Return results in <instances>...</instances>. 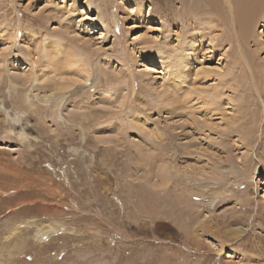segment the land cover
Wrapping results in <instances>:
<instances>
[{
    "label": "rangeland",
    "instance_id": "1",
    "mask_svg": "<svg viewBox=\"0 0 264 264\" xmlns=\"http://www.w3.org/2000/svg\"><path fill=\"white\" fill-rule=\"evenodd\" d=\"M183 1L0 0V264H264V8Z\"/></svg>",
    "mask_w": 264,
    "mask_h": 264
},
{
    "label": "bare ground",
    "instance_id": "2",
    "mask_svg": "<svg viewBox=\"0 0 264 264\" xmlns=\"http://www.w3.org/2000/svg\"><path fill=\"white\" fill-rule=\"evenodd\" d=\"M181 1H183V0H181ZM195 2H198V0H194V1L192 0L191 1V4H192L191 7H193L191 9L192 13L194 15H197L198 12L202 11V9L203 10L205 9L207 11H210L211 13H214L215 15L212 14L213 16L211 18V22L213 24H215L216 28L224 27L226 29V31H228V33L230 35V39L232 40V42H234L236 44V47L239 48L240 54L244 60L246 58V54H244L242 48H243V45L246 43H243V42H248L250 40L251 33L254 29V20L256 19L259 11L264 8V0H203V2H204V6L202 5L203 8H200ZM218 21H219V23H218ZM102 30L107 31L106 28L102 29ZM249 33H250V35H249ZM240 41L242 42V44H239ZM52 46H53V44L49 45L47 47L49 54L51 52H53V50H54V48H52ZM185 50L188 51V49H185ZM45 51L47 52V50H45ZM56 51L59 52V49H56ZM46 55H48V54H46ZM69 56H71V55H69ZM188 59H189V57L187 56L186 60H188ZM185 63H188V61H186ZM75 64H76V62H75ZM246 67L250 71V66L248 63H246ZM165 69H168L166 64H165ZM182 69L183 68H181V66H180V69L177 70V77H174L173 80H177V79L182 78V75H181L182 73L180 72V71H182ZM201 69H200V71H201ZM205 70L207 71L208 69H205ZM83 72H84V70H83ZM202 72H205L204 68H203ZM206 74H208V72ZM210 74H212V73H210ZM201 75H203V74H201ZM82 76L84 77L83 73H82ZM204 76L206 77L207 75H204ZM210 76L213 77L212 75H210ZM212 88H213V90L211 91V89H210V91H211L210 94L214 95V92L216 93L218 90H216L213 87V85H212ZM177 91H179V90H177ZM200 91L204 93L205 90H200ZM208 97H209V95H208ZM202 98L203 97H201V99ZM213 98H215V97H213ZM213 98L211 97V99H213ZM212 102H215V101H212ZM207 103L208 102H205V104H207ZM263 197H264V194H263ZM56 231H59V230H57L56 225H48V226H45L42 228H38L36 230V238L38 240H45L48 236H50L51 234H53ZM242 233H243L242 239L244 240V239H246L247 234L244 232H242ZM248 238H249V236H248ZM245 242H247V240H245ZM219 248H220V246H219Z\"/></svg>",
    "mask_w": 264,
    "mask_h": 264
}]
</instances>
